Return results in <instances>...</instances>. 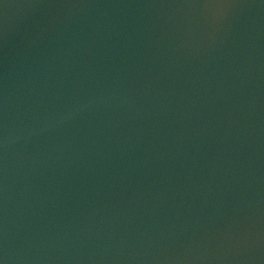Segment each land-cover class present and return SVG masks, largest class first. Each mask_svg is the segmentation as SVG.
<instances>
[{"label":"water","instance_id":"obj_1","mask_svg":"<svg viewBox=\"0 0 264 264\" xmlns=\"http://www.w3.org/2000/svg\"><path fill=\"white\" fill-rule=\"evenodd\" d=\"M3 264H264V0H0Z\"/></svg>","mask_w":264,"mask_h":264},{"label":"snow or ice","instance_id":"obj_2","mask_svg":"<svg viewBox=\"0 0 264 264\" xmlns=\"http://www.w3.org/2000/svg\"><path fill=\"white\" fill-rule=\"evenodd\" d=\"M0 264H3V260L2 259H0Z\"/></svg>","mask_w":264,"mask_h":264}]
</instances>
